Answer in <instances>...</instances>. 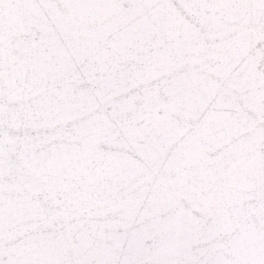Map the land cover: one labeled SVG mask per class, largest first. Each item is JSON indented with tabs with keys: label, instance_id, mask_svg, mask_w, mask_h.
Returning <instances> with one entry per match:
<instances>
[{
	"label": "snow or ice",
	"instance_id": "6c2138e0",
	"mask_svg": "<svg viewBox=\"0 0 264 264\" xmlns=\"http://www.w3.org/2000/svg\"><path fill=\"white\" fill-rule=\"evenodd\" d=\"M0 264H264V0H0Z\"/></svg>",
	"mask_w": 264,
	"mask_h": 264
}]
</instances>
